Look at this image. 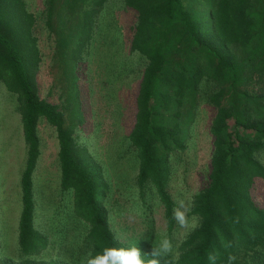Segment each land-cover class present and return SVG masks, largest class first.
Masks as SVG:
<instances>
[{
    "label": "trees",
    "instance_id": "obj_1",
    "mask_svg": "<svg viewBox=\"0 0 264 264\" xmlns=\"http://www.w3.org/2000/svg\"><path fill=\"white\" fill-rule=\"evenodd\" d=\"M105 1L45 0L50 34L63 19L86 30L73 46L54 42L55 104L38 94L34 15L24 0H0V88L15 96L26 146L21 211L12 237L0 229V264H95L103 250L128 247L146 264H264V0H119L136 12L129 51L144 61L126 188L79 141L75 65ZM200 109L211 112L212 151L186 207L196 226L179 237L174 162ZM41 122L55 131L54 188L39 180Z\"/></svg>",
    "mask_w": 264,
    "mask_h": 264
},
{
    "label": "rangeland",
    "instance_id": "obj_2",
    "mask_svg": "<svg viewBox=\"0 0 264 264\" xmlns=\"http://www.w3.org/2000/svg\"><path fill=\"white\" fill-rule=\"evenodd\" d=\"M36 20L35 35L42 55L37 77L38 94L50 103H60V92L51 74L54 42L65 37L75 45L82 30L81 21H55L53 33L45 26V0H24ZM136 12L119 0H106L90 38L77 56L75 76L81 99L84 124L79 141L99 163L110 183L126 188L135 175L137 160L127 150L126 135L133 126L135 97L144 61L129 51L131 29ZM59 31V33L57 32ZM211 112L200 109L190 127L187 149L174 162L171 188L179 202L178 236L196 226L186 217L187 205L202 187L211 157L208 134ZM42 154L39 160V180L54 188L58 180L57 143L55 131L45 122L39 125ZM26 146L23 140L20 114L15 96L0 88V229L12 237L21 211L20 180L24 167Z\"/></svg>",
    "mask_w": 264,
    "mask_h": 264
},
{
    "label": "clouds",
    "instance_id": "obj_3",
    "mask_svg": "<svg viewBox=\"0 0 264 264\" xmlns=\"http://www.w3.org/2000/svg\"><path fill=\"white\" fill-rule=\"evenodd\" d=\"M95 264H146L138 247L122 249L109 248L103 250ZM152 264H156L155 261Z\"/></svg>",
    "mask_w": 264,
    "mask_h": 264
}]
</instances>
